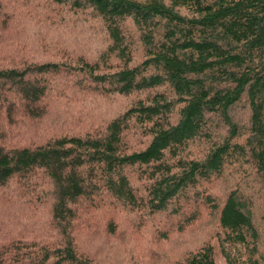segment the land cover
Here are the masks:
<instances>
[{
    "label": "trees",
    "instance_id": "trees-1",
    "mask_svg": "<svg viewBox=\"0 0 264 264\" xmlns=\"http://www.w3.org/2000/svg\"><path fill=\"white\" fill-rule=\"evenodd\" d=\"M0 123V204L34 223L0 220V264H95L101 209L215 225L171 264H264V0H0Z\"/></svg>",
    "mask_w": 264,
    "mask_h": 264
},
{
    "label": "rangeland",
    "instance_id": "rangeland-1",
    "mask_svg": "<svg viewBox=\"0 0 264 264\" xmlns=\"http://www.w3.org/2000/svg\"><path fill=\"white\" fill-rule=\"evenodd\" d=\"M26 32L27 35L22 34L23 37L20 38L26 39L27 45H32L30 38L33 37L32 33ZM83 33L87 32L83 30ZM75 34L80 35L78 30L75 31ZM46 38L48 39V37ZM63 41L65 42V40ZM97 43L94 40L91 44L85 45L81 40L76 48H73L71 43H64L63 46L71 47L74 53H81L89 59H93L95 53H98ZM115 111L116 107L113 112ZM1 127H4L2 123H0V130H2ZM50 130H53V125L47 118L39 121H25L24 125L18 124L13 129L16 132L14 135L12 133L10 142L17 143L24 140L26 143L31 142L33 137L41 139L42 136L51 133ZM4 135L2 136L4 137ZM8 144L10 145V143ZM220 187L221 185H218L211 190L218 193L221 191ZM7 203L0 204V220L5 224V230H19L20 223L27 226L30 222L34 224L33 221L23 218L26 213L23 206L17 205L16 202L11 204L12 206H7ZM255 203L258 201L255 200ZM7 208L11 210L10 213L6 211ZM102 210L104 211V209L96 210L90 216L83 214L75 227L78 253L88 256L95 264H171L170 261L174 262L180 259V255L186 249H193L202 239L213 235L216 231L215 225L210 222L203 223L182 234H174L172 225L176 221L172 218L157 216L154 220L143 214H138V216L136 215L138 218H135V214L125 216L122 214L123 212H120L119 216H113V214L110 216L108 211L102 213ZM108 217L110 218L108 219ZM15 221L20 223H15ZM107 221L114 222L116 229L109 231L106 227ZM164 231L169 234L167 239L160 238ZM218 264H223V261L219 260Z\"/></svg>",
    "mask_w": 264,
    "mask_h": 264
}]
</instances>
